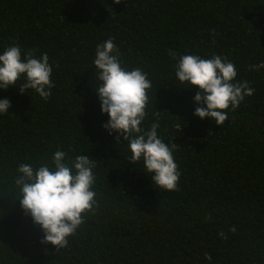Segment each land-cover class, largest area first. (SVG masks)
Returning a JSON list of instances; mask_svg holds the SVG:
<instances>
[{
	"label": "trees",
	"instance_id": "1",
	"mask_svg": "<svg viewBox=\"0 0 264 264\" xmlns=\"http://www.w3.org/2000/svg\"><path fill=\"white\" fill-rule=\"evenodd\" d=\"M109 38L121 67L151 81L140 126L157 123L158 137L178 145L177 190L158 187L142 159L129 161V141L102 126L93 61ZM13 45L22 58L48 55L54 87L47 100L19 91L24 76L0 89L10 101L0 114V264H264V68H250L264 62V0H0V54ZM182 55L232 62V82L253 95L221 126L194 115L204 105L175 76ZM57 150L66 163L89 156L96 193L59 249L41 243L15 184L21 164L53 170Z\"/></svg>",
	"mask_w": 264,
	"mask_h": 264
},
{
	"label": "clouds",
	"instance_id": "2",
	"mask_svg": "<svg viewBox=\"0 0 264 264\" xmlns=\"http://www.w3.org/2000/svg\"><path fill=\"white\" fill-rule=\"evenodd\" d=\"M113 2L119 4L121 0ZM93 63L101 82L95 89L100 110L109 117L102 126L109 134L115 131L123 135L124 141H129V161L136 163L142 159L145 172L152 173L151 180L158 187L177 190L180 172L174 161L173 148L178 145L174 143L170 148L158 137L157 123H153L148 131L140 126L146 116L148 89L151 88L147 73L140 68L123 69L112 38L97 45ZM250 68H264V62ZM51 74L46 53L36 58L28 51L22 58L20 47L13 45L0 54V89L16 85L24 76L26 82L19 86V91L25 93L26 89H33L47 100L54 87ZM236 75L235 65L219 55L210 59L182 55L175 67L179 82L198 88L193 102L204 106L195 107L194 115L212 118L220 126L228 119L225 110L230 106L233 110L238 108L245 96L254 93L247 81L233 83ZM9 107L7 98L0 99V114L7 113ZM180 127L176 125V129ZM133 134L136 135L133 137ZM52 162L53 170L47 165L34 169L30 164H21L15 184L22 194L19 199L22 209L44 233L41 243H51L59 249L67 246L68 237L74 235L84 222L83 214L93 210L96 193L92 190V168L95 165L87 155H78L66 163V153L62 150L53 153ZM230 231L234 232L235 228ZM219 235L226 238L223 232ZM205 258L211 260V255L205 253Z\"/></svg>",
	"mask_w": 264,
	"mask_h": 264
}]
</instances>
